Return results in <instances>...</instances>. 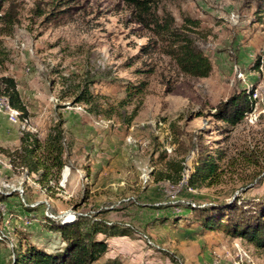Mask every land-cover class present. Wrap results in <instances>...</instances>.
Returning <instances> with one entry per match:
<instances>
[{
  "label": "rangeland",
  "instance_id": "374dc122",
  "mask_svg": "<svg viewBox=\"0 0 264 264\" xmlns=\"http://www.w3.org/2000/svg\"><path fill=\"white\" fill-rule=\"evenodd\" d=\"M259 2L153 0L158 17L198 23L188 26L212 70L191 77L152 47L156 35L124 0H2L0 77L15 80L26 111L0 96V264H14L30 246L61 250L50 226L78 216L130 229L98 233L107 251L94 264H264V248L205 228L193 209L237 199L244 210L264 196ZM242 92L253 102L242 120L213 116ZM81 93L86 99L77 101ZM60 119L66 157L59 179L14 167L10 154L23 133L43 141ZM206 155L217 162V177L190 187ZM172 158L183 160L181 180L156 181Z\"/></svg>",
  "mask_w": 264,
  "mask_h": 264
},
{
  "label": "trees",
  "instance_id": "16d2710c",
  "mask_svg": "<svg viewBox=\"0 0 264 264\" xmlns=\"http://www.w3.org/2000/svg\"><path fill=\"white\" fill-rule=\"evenodd\" d=\"M124 1L137 11V21L151 29L156 35L157 38L152 47L156 49L159 45L163 53L174 61L180 73L191 77H206L210 74L211 61L195 43L191 34L192 28L188 26H197L196 20L186 18L187 24L176 26L171 15L158 17L152 13L153 0ZM259 4L264 6V0H260ZM2 5V0H0V11ZM141 87L139 86L138 90L130 95L141 93ZM85 95L81 93L77 101L85 100ZM0 96L6 98L11 108L22 113L26 111L20 101L16 83L12 77H0ZM252 107L251 98L247 96L246 92H242L219 103L213 116L217 120L235 125ZM64 141L61 119L52 125L43 141L25 131L20 137L19 148L10 154H15L10 161L14 167L19 166L30 172L40 173L42 180L47 176L58 180L65 165L66 147ZM219 159H221L220 156ZM165 167L167 171L164 174H155V180L169 179L173 183H178L182 178L183 160L169 159ZM218 171V165L213 156L206 155L190 175L188 184L190 187L196 188V182L215 179ZM193 209L202 215L201 224L205 228L215 229L216 226L232 237L242 238L257 248H264V196L258 202L253 203L252 208L244 210L238 204L237 199L224 207L219 205ZM50 229L60 234L65 244L61 250L47 252L30 246L18 253L14 264H94L107 251L106 241L96 238L98 233L107 237L129 235L130 233L129 228L101 220L91 221L85 216H78L70 223L53 224ZM101 264H120V262L106 260Z\"/></svg>",
  "mask_w": 264,
  "mask_h": 264
},
{
  "label": "built area",
  "instance_id": "2783aa9c",
  "mask_svg": "<svg viewBox=\"0 0 264 264\" xmlns=\"http://www.w3.org/2000/svg\"><path fill=\"white\" fill-rule=\"evenodd\" d=\"M7 101V100H6Z\"/></svg>",
  "mask_w": 264,
  "mask_h": 264
}]
</instances>
